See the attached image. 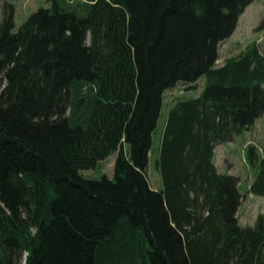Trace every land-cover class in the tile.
Here are the masks:
<instances>
[{"label": "trees", "instance_id": "trees-1", "mask_svg": "<svg viewBox=\"0 0 264 264\" xmlns=\"http://www.w3.org/2000/svg\"><path fill=\"white\" fill-rule=\"evenodd\" d=\"M49 1L0 25V264H264V213L240 223V179L215 163L264 113L259 46L217 65L254 0ZM203 75L168 113L154 189L164 94ZM114 153L113 178L83 174Z\"/></svg>", "mask_w": 264, "mask_h": 264}, {"label": "rangeland", "instance_id": "rangeland-1", "mask_svg": "<svg viewBox=\"0 0 264 264\" xmlns=\"http://www.w3.org/2000/svg\"><path fill=\"white\" fill-rule=\"evenodd\" d=\"M49 0H0V25L4 18L5 10H14L16 30L26 19L40 7H50ZM256 44L264 53V0H254L239 18L234 33L220 45V57L217 65H222L229 57L243 52L249 45ZM207 83L206 75L198 81L179 83L164 94L163 105L158 120V126L153 133L152 149L147 173L151 186L154 189H162L163 181L160 171L156 167V159L159 157L160 144L166 126L170 109L179 100L199 96ZM250 146L255 148L253 163L249 161L248 150ZM215 163L217 167L226 172L234 173L240 179V188L243 193L241 206L238 212L242 225H253L257 216L264 213V197L250 192V187L255 179L257 170L255 162L264 154V113L250 128L237 134L227 144L218 143L215 149ZM117 153L110 155L101 161L95 168L84 170L86 177L99 179L103 175L114 177V164Z\"/></svg>", "mask_w": 264, "mask_h": 264}, {"label": "crops", "instance_id": "crops-1", "mask_svg": "<svg viewBox=\"0 0 264 264\" xmlns=\"http://www.w3.org/2000/svg\"><path fill=\"white\" fill-rule=\"evenodd\" d=\"M216 166H217V165H216ZM218 169H219V168H218ZM219 171L222 172V173H228V172H226V171H222V170H220V169H219ZM229 174H232V173L229 172ZM233 174H234V173H233ZM234 175H235V174H234Z\"/></svg>", "mask_w": 264, "mask_h": 264}]
</instances>
